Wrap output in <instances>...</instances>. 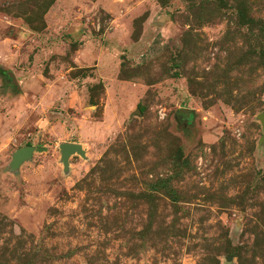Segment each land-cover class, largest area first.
Returning a JSON list of instances; mask_svg holds the SVG:
<instances>
[{"label":"rangeland","instance_id":"rangeland-1","mask_svg":"<svg viewBox=\"0 0 264 264\" xmlns=\"http://www.w3.org/2000/svg\"><path fill=\"white\" fill-rule=\"evenodd\" d=\"M262 113L264 0H0V264H264Z\"/></svg>","mask_w":264,"mask_h":264},{"label":"water","instance_id":"water-1","mask_svg":"<svg viewBox=\"0 0 264 264\" xmlns=\"http://www.w3.org/2000/svg\"><path fill=\"white\" fill-rule=\"evenodd\" d=\"M186 109H181L180 111H185ZM260 120L262 122L264 128V113L260 114ZM36 149L38 151L44 149L43 147L37 146L34 147L32 145H25L20 148H17L12 155V167L18 166L23 160L30 157L33 150ZM60 151V160L63 162L64 166H67V160L70 154L78 153L81 156H84V151L80 143L74 142H61L59 144Z\"/></svg>","mask_w":264,"mask_h":264}]
</instances>
